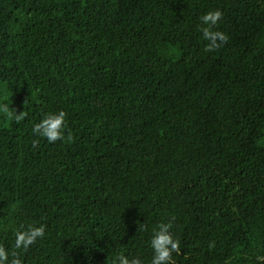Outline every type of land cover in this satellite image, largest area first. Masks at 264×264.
<instances>
[{"label":"trees","instance_id":"16d2710c","mask_svg":"<svg viewBox=\"0 0 264 264\" xmlns=\"http://www.w3.org/2000/svg\"><path fill=\"white\" fill-rule=\"evenodd\" d=\"M3 104L0 245L45 226L24 264H151L169 220L175 264H264V0H0Z\"/></svg>","mask_w":264,"mask_h":264},{"label":"clouds","instance_id":"9594fccd","mask_svg":"<svg viewBox=\"0 0 264 264\" xmlns=\"http://www.w3.org/2000/svg\"><path fill=\"white\" fill-rule=\"evenodd\" d=\"M223 18V12L220 10H211L200 17L203 39L208 41L205 50L212 52L229 41V36L222 31H213V27L218 24ZM0 111L5 113L8 118L14 119L16 123L21 122L26 118V112L19 114L15 109H9L7 104L0 105ZM67 113L63 110L57 113H48L44 118L35 124L32 131L38 137L45 138L49 143L64 139V129L66 127ZM69 134L68 139H71ZM39 145V140L33 141V147ZM174 219V218H173ZM173 227L172 220L167 223H161L158 228L153 231L150 240V246L153 249L154 255L151 264H175L173 253L181 254L180 240L175 239L170 229ZM147 224L139 226V230H146ZM45 235V226L28 225L26 228L21 225L20 230L14 233L15 251L11 254L3 245H0V264H24L22 253L27 252L30 246L35 244L38 239H42ZM215 247V242L209 245L212 249ZM11 255V259H10ZM258 261L264 262V256H258ZM113 264H143L139 257L129 258L123 253L113 261Z\"/></svg>","mask_w":264,"mask_h":264},{"label":"rangeland","instance_id":"374dc122","mask_svg":"<svg viewBox=\"0 0 264 264\" xmlns=\"http://www.w3.org/2000/svg\"><path fill=\"white\" fill-rule=\"evenodd\" d=\"M164 52L166 55L174 59H177L181 54V52L178 49H164Z\"/></svg>","mask_w":264,"mask_h":264}]
</instances>
